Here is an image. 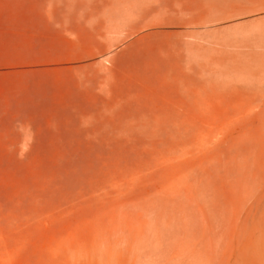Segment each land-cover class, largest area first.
I'll return each instance as SVG.
<instances>
[{
  "label": "rangeland",
  "instance_id": "rangeland-1",
  "mask_svg": "<svg viewBox=\"0 0 264 264\" xmlns=\"http://www.w3.org/2000/svg\"><path fill=\"white\" fill-rule=\"evenodd\" d=\"M0 264H264V0H0Z\"/></svg>",
  "mask_w": 264,
  "mask_h": 264
},
{
  "label": "crops",
  "instance_id": "crops-1",
  "mask_svg": "<svg viewBox=\"0 0 264 264\" xmlns=\"http://www.w3.org/2000/svg\"><path fill=\"white\" fill-rule=\"evenodd\" d=\"M188 3V0H183ZM216 27V26H213ZM210 20H203L200 23L193 24L192 26H181L177 28V39L183 43H187V48L189 51L196 53L198 58H204L205 52L209 50L206 43H210L212 39V31H218V28H213ZM202 53V55H199ZM205 66L204 62H201ZM200 72H210L209 70H202Z\"/></svg>",
  "mask_w": 264,
  "mask_h": 264
}]
</instances>
